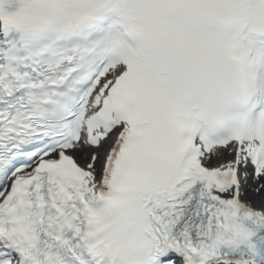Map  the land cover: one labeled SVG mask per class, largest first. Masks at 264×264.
<instances>
[{
    "label": "snow or ice",
    "instance_id": "6c2138e0",
    "mask_svg": "<svg viewBox=\"0 0 264 264\" xmlns=\"http://www.w3.org/2000/svg\"><path fill=\"white\" fill-rule=\"evenodd\" d=\"M250 181L264 0H0V264H264Z\"/></svg>",
    "mask_w": 264,
    "mask_h": 264
},
{
    "label": "rangeland",
    "instance_id": "374dc122",
    "mask_svg": "<svg viewBox=\"0 0 264 264\" xmlns=\"http://www.w3.org/2000/svg\"><path fill=\"white\" fill-rule=\"evenodd\" d=\"M258 185H259V183L252 185L249 195L251 196V194H253L252 197L255 200L254 199H251V200L249 199V202L252 203L254 207L261 208L262 202H264V191L260 192V194H256V188L258 187ZM256 199H258V201H256Z\"/></svg>",
    "mask_w": 264,
    "mask_h": 264
},
{
    "label": "bare ground",
    "instance_id": "6f19581e",
    "mask_svg": "<svg viewBox=\"0 0 264 264\" xmlns=\"http://www.w3.org/2000/svg\"><path fill=\"white\" fill-rule=\"evenodd\" d=\"M74 155H77V158L79 159V154H74ZM79 162H80L81 164H83V163H84V160H83V159H79Z\"/></svg>",
    "mask_w": 264,
    "mask_h": 264
}]
</instances>
